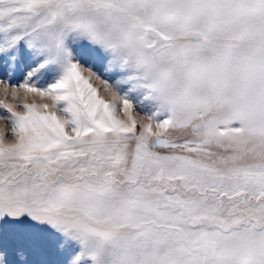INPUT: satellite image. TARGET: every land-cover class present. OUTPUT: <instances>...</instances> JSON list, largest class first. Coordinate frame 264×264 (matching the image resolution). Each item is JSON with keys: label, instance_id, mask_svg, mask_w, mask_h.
I'll list each match as a JSON object with an SVG mask.
<instances>
[{"label": "snow or ice", "instance_id": "obj_1", "mask_svg": "<svg viewBox=\"0 0 264 264\" xmlns=\"http://www.w3.org/2000/svg\"><path fill=\"white\" fill-rule=\"evenodd\" d=\"M0 121V264H264V0H0Z\"/></svg>", "mask_w": 264, "mask_h": 264}, {"label": "rangeland", "instance_id": "obj_2", "mask_svg": "<svg viewBox=\"0 0 264 264\" xmlns=\"http://www.w3.org/2000/svg\"><path fill=\"white\" fill-rule=\"evenodd\" d=\"M97 86H98V82H97ZM101 95L102 96L105 95L103 93V91H101ZM9 102H11V101H9ZM37 102H39V101H37ZM145 111L146 110H144V109L137 108V110L133 113V115L136 118H140L144 114ZM0 128L4 129L5 133L7 134L8 139H6V143L11 142V131H10V126H9L8 122L0 121Z\"/></svg>", "mask_w": 264, "mask_h": 264}]
</instances>
